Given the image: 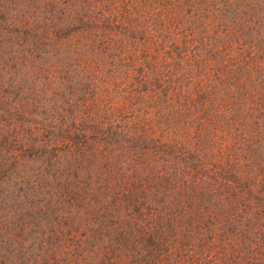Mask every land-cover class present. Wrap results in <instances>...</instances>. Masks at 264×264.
Masks as SVG:
<instances>
[{
    "label": "trees",
    "instance_id": "1",
    "mask_svg": "<svg viewBox=\"0 0 264 264\" xmlns=\"http://www.w3.org/2000/svg\"><path fill=\"white\" fill-rule=\"evenodd\" d=\"M0 264H264V0H0Z\"/></svg>",
    "mask_w": 264,
    "mask_h": 264
},
{
    "label": "rangeland",
    "instance_id": "2",
    "mask_svg": "<svg viewBox=\"0 0 264 264\" xmlns=\"http://www.w3.org/2000/svg\"><path fill=\"white\" fill-rule=\"evenodd\" d=\"M248 168V167H247ZM128 254H131V253H127V252H123V254H122V256H124V257H126ZM119 255H120V253H119ZM125 259V258H124ZM120 262V261H119ZM128 262H131V261H128ZM127 262V263H128Z\"/></svg>",
    "mask_w": 264,
    "mask_h": 264
}]
</instances>
